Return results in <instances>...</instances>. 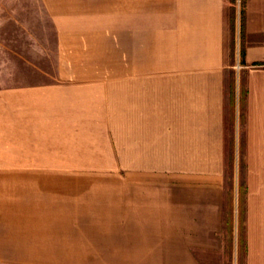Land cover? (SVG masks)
Masks as SVG:
<instances>
[{"label": "crops", "instance_id": "obj_1", "mask_svg": "<svg viewBox=\"0 0 264 264\" xmlns=\"http://www.w3.org/2000/svg\"><path fill=\"white\" fill-rule=\"evenodd\" d=\"M33 2L0 12V260L264 264V0Z\"/></svg>", "mask_w": 264, "mask_h": 264}, {"label": "rangeland", "instance_id": "obj_2", "mask_svg": "<svg viewBox=\"0 0 264 264\" xmlns=\"http://www.w3.org/2000/svg\"><path fill=\"white\" fill-rule=\"evenodd\" d=\"M31 1V3H29ZM34 0H29L27 5L21 4V0H0V12H33L36 10V4L33 2ZM50 42L54 41V37L51 36L48 38ZM47 39V42H49ZM240 159H241V153L239 151ZM244 172H245V164L243 163H230L227 165L226 168V179H227V185L230 184V186H237L240 190L243 189V178H244ZM240 194H242V191H240ZM242 196L240 195V198ZM237 234H242V227L239 225V228L237 229ZM235 228L234 230H225L224 238L227 242L231 240V237L235 236ZM241 258V255H240ZM53 261H50V263ZM60 262V261H59ZM63 262V261H62ZM61 262V263H62ZM0 264H44V261H38V260H6L2 259L0 260ZM47 264V263H46ZM239 264H241V259L239 261Z\"/></svg>", "mask_w": 264, "mask_h": 264}]
</instances>
